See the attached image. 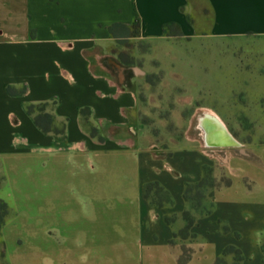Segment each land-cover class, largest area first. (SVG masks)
I'll return each instance as SVG.
<instances>
[{
  "label": "crops",
  "instance_id": "crops-1",
  "mask_svg": "<svg viewBox=\"0 0 264 264\" xmlns=\"http://www.w3.org/2000/svg\"><path fill=\"white\" fill-rule=\"evenodd\" d=\"M135 20L140 37L128 38L125 29L112 37L114 25L132 28ZM167 24L183 36L166 37ZM245 34H264V0H0V166L31 162L38 224L46 210L48 219L58 211L69 223L76 205L81 225L88 209L100 225L128 224L121 235L79 229L78 264H182L184 257L183 264H264V193L246 191L236 174L263 166L241 150L213 170L206 139L186 161L150 147L138 131L144 107L130 83L139 69L128 70L111 48L123 39L156 44ZM42 103L66 123L64 141L42 132L25 110ZM183 167L182 182L176 168ZM205 176L211 182L200 199L189 196ZM97 240L107 249L98 250L104 245ZM74 253L64 246L63 263Z\"/></svg>",
  "mask_w": 264,
  "mask_h": 264
},
{
  "label": "rangeland",
  "instance_id": "rangeland-1",
  "mask_svg": "<svg viewBox=\"0 0 264 264\" xmlns=\"http://www.w3.org/2000/svg\"><path fill=\"white\" fill-rule=\"evenodd\" d=\"M111 48L128 65V70L132 65L139 69L133 81L131 72L127 74L144 107L138 131L148 138L150 147L156 146L165 155L177 154L186 161L192 154L195 156L194 146L205 142L207 136L200 123L207 114H212L226 123L227 131L237 142V145L216 144L206 148L215 158L213 170L222 168V158L241 150L264 169V34L199 36L156 44L123 39ZM87 127L91 129L92 125ZM183 168H176L181 173L176 178L182 182ZM253 171L246 168L236 174L241 175L239 180L246 191L260 198L264 193V172ZM204 182L210 184L211 179L205 176L202 183L190 188L189 196L197 194L199 198ZM31 196V162L2 164L0 201L7 204L9 213L0 240V264H78L84 259L79 229L92 236L121 235L128 226L126 222L95 223L89 209L86 223L81 225L84 221H78L77 205L72 208L69 223L61 221L58 211L55 218L48 219L46 210L40 213L44 222L38 224L36 219L32 220L38 209L32 207ZM185 234L188 235L182 233ZM99 244L104 245L97 240ZM64 246L75 252L65 263L60 256ZM105 247L98 250L104 251Z\"/></svg>",
  "mask_w": 264,
  "mask_h": 264
},
{
  "label": "trees",
  "instance_id": "trees-1",
  "mask_svg": "<svg viewBox=\"0 0 264 264\" xmlns=\"http://www.w3.org/2000/svg\"><path fill=\"white\" fill-rule=\"evenodd\" d=\"M124 27L125 26L123 25H114L112 28H110L109 30H110L112 37L116 38L115 31H114L115 29H125L127 31L128 38L140 37L141 28H140L139 20H135V22L132 25V28H126V27L124 28ZM163 33L166 37L180 38L183 36L180 28L175 24L165 25L163 29ZM119 41L120 40H118L117 43H119ZM131 63H132V60H130L129 64ZM8 93L13 94V91L11 88L8 89ZM49 106H50L49 103H42V104H37V105H25V110L28 113V115L33 118L35 125L42 132L46 134H52L64 141L66 139V123L57 121L54 115L50 113ZM80 113L81 115L85 116L89 113V110H81ZM91 135L92 137H95L96 131L93 130ZM8 213H9V210H8L7 204L4 203L3 201H0V240L2 237V229L5 225ZM186 220L188 222V229H189L192 226L193 222L187 215H186ZM187 230L184 232H187ZM228 252L236 255V261L238 262L241 261V255L239 251H237L235 248L228 249ZM185 261H186V258L184 257V260L181 263L183 264L185 263Z\"/></svg>",
  "mask_w": 264,
  "mask_h": 264
},
{
  "label": "bare ground",
  "instance_id": "bare-ground-1",
  "mask_svg": "<svg viewBox=\"0 0 264 264\" xmlns=\"http://www.w3.org/2000/svg\"><path fill=\"white\" fill-rule=\"evenodd\" d=\"M200 124L201 128L206 133V141L208 145H237L236 140L229 134L219 117L207 114L201 119Z\"/></svg>",
  "mask_w": 264,
  "mask_h": 264
}]
</instances>
